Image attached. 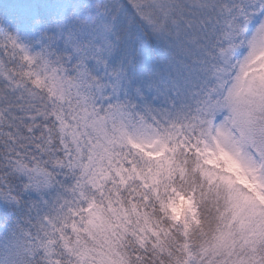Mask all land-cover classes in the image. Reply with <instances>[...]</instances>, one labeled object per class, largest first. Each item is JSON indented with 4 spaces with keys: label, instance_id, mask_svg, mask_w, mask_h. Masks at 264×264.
<instances>
[{
    "label": "snow or ice",
    "instance_id": "1",
    "mask_svg": "<svg viewBox=\"0 0 264 264\" xmlns=\"http://www.w3.org/2000/svg\"><path fill=\"white\" fill-rule=\"evenodd\" d=\"M0 264H264V0H0Z\"/></svg>",
    "mask_w": 264,
    "mask_h": 264
}]
</instances>
